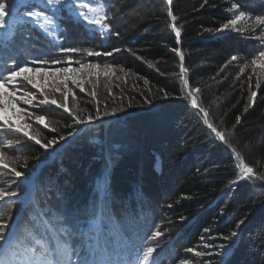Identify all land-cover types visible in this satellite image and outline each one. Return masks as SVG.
<instances>
[{"label": "trees", "instance_id": "trees-1", "mask_svg": "<svg viewBox=\"0 0 264 264\" xmlns=\"http://www.w3.org/2000/svg\"><path fill=\"white\" fill-rule=\"evenodd\" d=\"M145 1L149 10L133 28L127 21L129 0H108L110 32L102 34L98 28L74 22L65 12L59 33L63 40L41 31L38 38L26 40L28 23L21 28L22 44L19 26L13 41H7L14 50L16 45L25 50L35 47L29 56L37 59L62 54L59 48L66 45L92 49L100 53L92 59L117 56L132 75L116 85L114 94L101 103H88L81 113L95 115L99 105L101 116L108 120L104 124L108 133L103 136L89 126L55 154L40 146L30 153L31 161L51 157L42 168L43 187L57 188L53 205L37 202L35 190L28 209L36 213L42 208L46 215L41 216L46 222L37 221L38 232L44 233L46 223L58 224L54 219L58 216L77 230L88 229L99 219L108 236L107 258L131 259L159 225L163 235L156 240L160 247L154 257L157 264H169L203 229L222 237L236 231L227 241V264H264V180L257 178L264 176V78L257 87L254 76L248 79L250 69L239 74L234 67L242 66L243 58L250 59L257 40L218 31L233 16L228 11L233 3L247 5L250 0H171L174 21L167 14V0ZM123 28L134 29L126 39H121ZM174 49L184 57L186 88L180 55ZM233 56L241 59L232 61ZM5 60L0 57V65ZM193 89H199L194 93L196 106L188 95ZM113 108L115 115H103ZM201 109L208 113L207 123ZM58 118V131H45L44 142L69 129L66 125L73 118L64 112ZM208 124L223 133L228 144ZM236 153L256 177L241 174ZM31 161L20 169L25 177L33 167ZM40 182L38 178V191ZM219 259L213 264H220Z\"/></svg>", "mask_w": 264, "mask_h": 264}, {"label": "snow or ice", "instance_id": "snow-or-ice-1", "mask_svg": "<svg viewBox=\"0 0 264 264\" xmlns=\"http://www.w3.org/2000/svg\"><path fill=\"white\" fill-rule=\"evenodd\" d=\"M29 0H22L24 7L28 6ZM168 8L167 14L174 21L176 17L171 11V0H167ZM13 7L16 6V0H13ZM107 4L105 0H36V6L31 11H24L19 18L13 19L11 25L7 22V17L10 15L9 5L6 2H0V38L4 41L12 42L16 34V26H22L29 21L32 25L38 28L45 36H50L59 39L61 31L60 21L63 19V13H67L68 17L74 22H86V25L95 30L100 29L102 34L110 32V27L107 24L110 13L106 11ZM43 9V10H40ZM233 14V18L228 23L222 25L223 30H233L241 35L252 33L254 39L257 40V48L249 58H243L244 63L240 66L239 74L246 73V70H251V75L248 76L249 81L253 76L256 78L257 87L260 85L261 78H264V15H256L253 17L251 12L241 10V5L233 3L231 8L228 9ZM176 31V36L179 38L180 32L172 25ZM259 31V35L255 33ZM119 35V33H117ZM4 47L7 48L8 44L5 43ZM115 51H119L116 49ZM180 55V68L182 84L186 88L188 81L183 79L186 69L183 66V54L179 49H174ZM61 53H75L83 52L88 56L99 55L100 53L94 52L92 49H75V48H59ZM112 53H105L111 55ZM134 54V53H133ZM232 61H239L241 58L233 56ZM31 63L38 65H57L66 63L67 67H31L27 62H20L15 57H9L0 65V168L8 170V174L12 179L6 182L9 186H0V208L5 204H17L19 201V193L12 189L10 185L18 181L24 176V172L18 170L27 167V157L9 156L6 149L19 147L20 140H4L10 132L22 133L24 137L35 144L39 145L45 152L52 149L58 141L65 140L64 135L58 138L53 137L46 142L42 141L39 132L32 128V124L28 120H34L42 125L45 129H50L53 132L58 131L57 128L51 124L46 123V117L39 115L35 112L29 111L27 107H20V104L33 106L34 101H37L36 93L26 90V85L37 89L43 99L38 101V105H57L58 102L55 98H49L46 94L45 85L48 79L52 81V91L60 92L63 97V102L58 106L69 112L72 116V124L66 127H73L78 125H89L99 120L101 112L99 105H97L95 115L88 113L81 115L83 109H79L76 105L75 110L68 105V99L71 95L75 101V93L69 88L68 84L71 82L76 85L80 91H84L83 80L77 75L87 72L91 76L93 70L103 72L104 75H109L112 72L111 65H104L101 68L98 64H84L80 61H73L71 55L68 56L66 61L60 60H34ZM73 63L79 64V67H72ZM41 76V82H37L36 75ZM238 74V75H239ZM62 78V79H61ZM147 83V82H146ZM199 89H193L188 95L191 97V103L197 105V99L194 93ZM92 97H96L97 93L92 91L89 93ZM169 93L164 92L167 97ZM252 97L256 96L255 92L251 93ZM37 105V106H38ZM14 109L15 111H11ZM117 109L113 108L111 112L105 111L104 116L115 115ZM204 112V109H201ZM11 113V114H9ZM205 114V123H207V112ZM19 121L20 123H17ZM216 135L225 144L228 141L225 139L223 133L217 131L211 124H208ZM68 135H72L71 132ZM232 147L231 145H228ZM235 152V149H233ZM236 159L239 161L237 167L240 169L244 177H256L254 169L248 166L239 153H236ZM23 161V163H20ZM264 180V176L257 177ZM11 212L5 214L0 211V264H157L154 253L160 247L156 240L162 236L159 225L156 230L151 232V235L146 236L144 245L138 248L131 254V259H110L108 255V236L105 234L103 224L99 219L95 221L88 229L77 230L67 227L64 223V217L58 216L54 219L59 223H46L45 231L43 234L38 232L39 225L36 223L35 218H29L23 221L18 229L12 230L9 234ZM102 219V214H100ZM243 221L237 223L236 227L239 228ZM209 229H205V232ZM237 235L236 231H232L228 236H223L224 241H229L232 237ZM217 251L215 255L221 257L220 264H227V259L230 255V246L226 243H220L214 246ZM191 251V250H188ZM212 255L206 252H196V256ZM169 264H172L169 261ZM178 264H192L190 260L179 259ZM202 264H213L211 260L202 261Z\"/></svg>", "mask_w": 264, "mask_h": 264}, {"label": "rangeland", "instance_id": "rangeland-1", "mask_svg": "<svg viewBox=\"0 0 264 264\" xmlns=\"http://www.w3.org/2000/svg\"><path fill=\"white\" fill-rule=\"evenodd\" d=\"M86 1V0H85ZM0 2H6L9 5V11L10 15L7 17V22L11 25L13 19H16L17 16H21V14L24 11H31L33 7L36 6V0H29L28 6L24 7L22 5V0H16V6L13 7V0H0ZM106 4H108V0H105ZM145 0H129V4H127L126 8L128 9V15H127V21L128 19L132 22V28L136 23L137 18L139 16H142L148 9L147 6H145ZM250 3L247 5H241V10L246 11V12H251L253 17L256 15H264V0H250ZM43 10V9H40ZM232 14V13H231ZM233 16L231 17V19ZM230 19V20H231ZM229 20L226 22L228 23ZM30 24V29L28 33L26 34V40H32L35 38H38L37 31H40L38 28H36L34 25L31 24V22H28ZM28 23L24 25H28ZM86 23V22H84ZM225 23V24H226ZM23 26V25H22ZM22 26H19V31L18 33L20 34L18 36V41L22 44V40L25 39V30L21 29L23 28ZM134 29L128 30L127 28H123L122 31V36L121 39H126L129 34L132 33ZM3 31V30H0ZM101 31V30H100ZM223 32V31H222ZM227 32H233V30H229ZM260 33L257 30L255 33L256 36H258ZM60 36V34H59ZM243 36L247 38H252L253 34L252 33H247L244 34ZM28 38V39H27ZM63 40V37L59 38ZM58 39V40H59ZM25 40V41H26ZM65 40V39H64ZM120 42V39H118ZM7 43V41H6ZM5 41L0 38V57L1 58H6V60L9 59V57H15L18 61L24 63L27 62L31 67H67L66 63H60L57 65H38V64H33L31 63L34 60H40L37 58H31L32 56H29L30 52L35 49V47H28L29 50H26L21 48V45H16L15 50L14 46L7 43L8 47H4ZM258 44V42L256 43ZM67 46V45H66ZM65 46V48H66ZM71 48V47H70ZM4 49V52H3ZM71 55L73 61H79V58L84 56L82 58V63L84 64H98L103 68L104 65H111L112 66V72L113 74L109 75H104V73L101 71L97 74L95 70H93L91 76L88 75L87 72L77 74L82 80L84 84V91H80V89L69 82L68 86L69 88L72 89V91L75 93V101H73L71 95L69 96L68 99V105L69 107L73 108L75 110L76 105H78L79 109L85 110L87 107L86 105L88 103H94L97 104L98 101L101 103L106 97L111 96V94H114L115 89L117 88L116 85L121 86L122 80L125 78V82L131 80L127 79L128 77H132L130 73H127L122 65L121 62L116 61L118 58L112 57L111 59L106 60V58H100V59H92V56H88L83 53V55H80V52H75V53H56L54 54L53 58H49L46 60H60V61H66L68 56ZM26 56V58H24ZM29 56V57H27ZM120 56V55H119ZM91 59V60H90ZM5 60V61H6ZM72 67H79V64L73 63ZM238 70L240 69V66H234ZM41 76L39 74L36 75V80L37 82H41ZM62 79V78H61ZM122 81V82H124ZM26 90L31 91L33 93H36L37 95V101H34L33 106L29 107L27 105H23L22 103L20 104V107H27L29 111L35 112L39 115H43L46 117V123H49L55 128L57 127V122L56 118L61 114V112H64L67 116H70L69 112H66L64 109L60 108L58 106L59 103L63 102V97L60 92H53L52 91V81L51 79H48L45 88H46V94L49 95V98H55L58 102L57 105H52V104H47V105H38V101L40 99H43V96L39 95V92L37 89L31 88V86H25ZM92 91H95L97 93L96 97H92L89 93ZM38 105V106H37ZM196 106V105H195ZM11 111H15L12 109ZM11 114V113H9ZM29 123L32 124V128L36 131L39 132L40 138L42 141H44V132L45 131H51L50 129H45L43 128L42 125H39L38 122L34 120H28ZM52 122V123H51ZM17 123H20L17 121ZM108 123V120H105L102 116L100 117L99 120L95 121L92 124L89 125H78V126H73V127H68L67 132L65 134H61L65 136V140L58 141L57 144L53 146L51 149L52 154H55L59 152L63 147H65L69 142H71L73 139H75L78 135L82 133V131L87 128V127H94L93 129H97L99 133H102L104 136L108 131L105 129L104 124ZM72 124V121L68 124ZM71 132L72 135H68V133ZM7 140H20L21 144L20 146L13 147V148H8L6 149L7 153L9 156H19V157H27V165L28 162L32 160V152L35 150V148L39 145L35 144L34 141L29 140L28 138L24 137L22 133H15V132H10L7 134L6 139L4 140V143H7ZM31 153V154H30ZM51 157H48L46 160H41V159H36L35 161H31L33 164V167H29L26 172H28V176L21 177L18 181L15 183H12L10 187L14 190H16L19 193V201L17 204H5L2 208H0V211L4 212L5 214L11 212V219L9 221L10 223V229H9V234H11L12 230L18 229V226L25 221L26 219L29 218H35V221L40 220V224L42 222H46L41 216H46L44 215L45 211L41 210L42 208H36L35 212H31L29 210V206L31 205L33 198H35V190L38 192V201L41 203L42 201L45 203H51L53 205V199L54 195H56L57 188L52 189V187L47 186L43 187V182H44V173L42 171L43 166L49 162ZM20 163H23V161H20ZM158 165V164H157ZM18 170L22 169L19 167V164L17 165ZM40 179L41 182L40 184V191H38V186H37V179ZM12 179V177L8 174V170L0 168V182H6L8 180ZM0 186H9L6 183H0ZM53 197V199H52ZM50 198L52 201H50ZM43 205V204H42ZM33 206V205H32ZM42 213V215H41ZM38 215V216H37ZM39 224V223H37ZM209 229V228H206ZM195 237H192L191 242H189L188 246L183 249L182 253H180L178 259L173 262L172 264H178L179 259H187L192 262V264H202V261L205 260H211L214 262L215 260L217 261L219 258V261L221 260V257L215 255L214 253L217 251V249L214 247L215 245H218L220 243H226L228 244L227 241L222 240V236L216 234L215 232L212 231V229H209V231L205 232V229L201 230L199 234L194 235ZM230 246V244H228ZM2 248V246H0ZM191 250V251H188ZM196 252H206L210 253L212 255H205V256H196Z\"/></svg>", "mask_w": 264, "mask_h": 264}, {"label": "water", "instance_id": "water-1", "mask_svg": "<svg viewBox=\"0 0 264 264\" xmlns=\"http://www.w3.org/2000/svg\"><path fill=\"white\" fill-rule=\"evenodd\" d=\"M227 31H229V30H223V33H226Z\"/></svg>", "mask_w": 264, "mask_h": 264}]
</instances>
